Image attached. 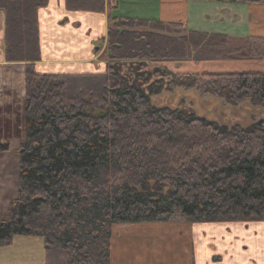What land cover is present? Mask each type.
Masks as SVG:
<instances>
[{"label":"trees","instance_id":"1","mask_svg":"<svg viewBox=\"0 0 264 264\" xmlns=\"http://www.w3.org/2000/svg\"><path fill=\"white\" fill-rule=\"evenodd\" d=\"M47 5L0 0L5 60L26 63L18 191L0 248L38 238L45 264H111L120 224L264 222V121L227 126L151 101L175 84L264 106V73L175 75L164 66L264 61V38L233 47L181 23L108 15L103 73L42 75L32 63L41 60L38 11ZM65 9L103 13L105 0H65Z\"/></svg>","mask_w":264,"mask_h":264},{"label":"crops","instance_id":"2","mask_svg":"<svg viewBox=\"0 0 264 264\" xmlns=\"http://www.w3.org/2000/svg\"><path fill=\"white\" fill-rule=\"evenodd\" d=\"M108 15L112 18L165 24L181 23L185 30L224 35L229 45L233 47L243 46L249 37L264 38V4L196 0H105L103 13H91L67 11L65 0H48L47 7L38 11L39 28L41 21L47 23L50 28L61 22V26L69 24L67 30L72 31L80 27L82 23L84 32L95 31L96 33L80 57L73 56L74 53H64L63 57L52 59L44 58L41 54V60L33 64V70L36 66H44L47 69L44 71L41 69L37 74L79 75L97 74L93 71L105 69L106 60L103 57L105 42L103 41L106 38ZM3 34L4 13L0 11V146L7 147L0 152V222L5 220L10 204L17 197L19 172L17 152L25 140L24 99L11 97L14 95L16 70H18L22 88L24 64L10 63L5 60ZM70 39L62 37L64 44L67 42L73 44ZM181 64L182 62L177 63L179 66ZM164 66L166 67V64ZM6 95L10 97L7 98ZM0 264H45L43 241L38 238H14L9 247L0 248Z\"/></svg>","mask_w":264,"mask_h":264},{"label":"rangeland","instance_id":"3","mask_svg":"<svg viewBox=\"0 0 264 264\" xmlns=\"http://www.w3.org/2000/svg\"><path fill=\"white\" fill-rule=\"evenodd\" d=\"M80 24V27L68 31L69 24L61 26L59 22L57 26L50 28L47 23L41 21L39 43L42 56L58 59L63 57L64 53H74L73 56L80 57L96 33L95 31L84 32L82 23ZM64 36L71 38L73 44L68 42L64 44L62 41ZM16 64H24L25 71L26 63ZM165 64L175 75L264 73V61L199 64L182 62L180 66L175 62ZM41 69L44 71L47 68L36 66L34 71L38 73ZM104 70L93 72L101 74ZM14 76H16V84L14 95L11 97L24 99V82L21 88L18 70ZM170 87L158 96L152 97L151 101L155 106L184 109L197 117L227 126L237 124L247 127L264 121L262 105H255L249 101L233 105L221 97L199 95L194 88H180L175 84ZM188 262L192 264H264V222L191 224L181 219H173L167 222L120 224L113 232L112 264H188Z\"/></svg>","mask_w":264,"mask_h":264}]
</instances>
